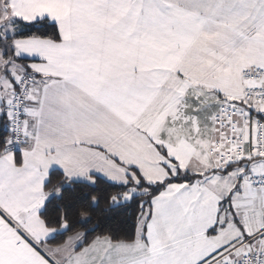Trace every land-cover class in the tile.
Masks as SVG:
<instances>
[{
    "label": "snow or ice",
    "instance_id": "snow-or-ice-1",
    "mask_svg": "<svg viewBox=\"0 0 264 264\" xmlns=\"http://www.w3.org/2000/svg\"><path fill=\"white\" fill-rule=\"evenodd\" d=\"M0 264H264V0H0Z\"/></svg>",
    "mask_w": 264,
    "mask_h": 264
}]
</instances>
